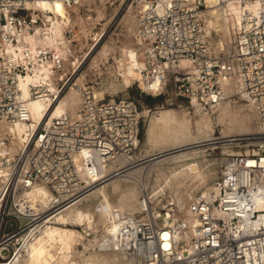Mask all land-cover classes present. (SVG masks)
Here are the masks:
<instances>
[{
    "label": "bare ground",
    "instance_id": "bare-ground-1",
    "mask_svg": "<svg viewBox=\"0 0 264 264\" xmlns=\"http://www.w3.org/2000/svg\"><path fill=\"white\" fill-rule=\"evenodd\" d=\"M108 2L109 0H83V4H87V13H83L79 6L68 8L60 1H38L27 6L29 10L38 13L37 16L34 15V19L38 17L41 23L35 27L33 34L19 37L21 42L18 45L6 46L2 54H12L11 58H21L26 63L28 61L23 59V55L27 52L29 63H32L31 72L18 76L16 82L19 99L28 112V121L0 122V162L5 158L8 162L16 163L40 125H52L53 120L59 118L69 119L70 123L85 118L82 116L80 120H76L78 114L73 108L87 90L84 89L87 76L85 72L79 75L70 92L61 96L58 94V81L63 80V71L54 70L53 62L43 64L38 61L37 55L39 49L44 52L53 50L55 56H61L65 64L68 63L75 69L79 60L74 55L72 44L83 38L87 42L91 38L92 24L105 22L102 29L110 24L114 16L108 18ZM117 7L114 9L115 13L119 9ZM240 12L241 6L237 4V0H205V9L201 12V28L207 42V52L218 59L226 99L207 108L198 100L191 99L189 105L194 110L193 113L177 104L169 109H158L154 113L143 111L142 116L148 118L146 140L142 146L137 142L135 150L129 156L123 155V151H119L122 154L113 152V158L112 155L103 156L102 151L105 149H84L73 153L71 158L81 187L95 185L84 197L68 206L62 203L72 195L73 189L68 194H55L49 185L50 179H45L42 174L25 187L21 182L22 175L29 166L24 165L14 183L10 212L30 221L35 222L39 216L42 220L29 232L20 248L14 247L16 252L7 264H143L142 255L138 259L135 251H128V248L131 243H135L133 238L136 239L138 232L143 236L147 235L145 230H152L157 248L164 254L179 256L190 251L191 240L201 233L198 229L200 218L196 210L199 197L207 196L209 192L220 196L223 187L222 176L217 179L211 162L202 154L217 145H221L222 152L226 155L251 154L249 151L235 153L233 147L246 142L258 148L264 142L262 139H247L252 134L256 135L257 131L264 133V111L260 109V104L258 110L242 92L236 73L233 41L242 25ZM135 14V10L129 6L118 27L127 31L131 21H134L135 34L138 36ZM74 27L77 31L73 34V40H69L65 37V32L74 31ZM111 42L112 39H109L103 44L90 62L89 69H96L99 59L118 53ZM140 43L129 46L125 52L120 50L119 56H114L124 83H129L134 77L141 81L143 65ZM5 66L9 68L7 64ZM159 78L160 76L151 83L152 88L159 83ZM140 86L145 87L142 81ZM32 87H39L43 95L32 98ZM117 89L118 86L112 82L110 91L113 93ZM106 90L103 88L93 91V102L103 99ZM49 94H58L55 104H51ZM83 100L84 98L82 105ZM243 100L246 104L240 103ZM111 103L114 104L113 101ZM216 126L222 128L220 138L214 136ZM39 145V142H35L32 153L37 151ZM112 148L113 145H109V149ZM254 151L257 155V150ZM262 158L259 163L252 159L244 162L248 166L259 167L261 173V168H264V157ZM223 162L224 158L220 163ZM135 164L139 165L138 168L141 167L139 173L132 168ZM13 171V164H0V205ZM154 172L157 175L152 180ZM230 172L231 169H227V175ZM244 175L242 184L253 187L256 181L251 178L250 170L246 169ZM215 176L214 183L209 184V179ZM240 183V180L226 178L224 181L226 186L232 187ZM258 186L259 193L264 194L262 185ZM165 189L169 190L167 202L174 205L172 211H168L172 212L170 216L167 212L164 213V206L160 207V201L154 200ZM198 190L200 192L196 193ZM252 211L259 212V226H264L263 197L259 196ZM211 213L223 219L227 216L219 209H213ZM43 214L46 217H41ZM178 221L185 224V229L176 228ZM125 229L128 231L125 232ZM22 239L21 236L16 242L20 243ZM2 247L3 244L0 243V248Z\"/></svg>",
    "mask_w": 264,
    "mask_h": 264
},
{
    "label": "built area",
    "instance_id": "built-area-1",
    "mask_svg": "<svg viewBox=\"0 0 264 264\" xmlns=\"http://www.w3.org/2000/svg\"><path fill=\"white\" fill-rule=\"evenodd\" d=\"M38 1H60L68 8L79 6L82 2L0 0V122L28 121V112L19 99L16 82L18 76L31 72L32 63H29L27 52L23 59L28 62L23 63L21 58H11L12 54L5 52L3 55L2 50L6 46L18 45L21 42L18 38L24 34L34 33L40 19H34V15L37 16L38 13L29 10L27 6ZM237 4L241 6L242 17V25L233 41L237 77L248 100L258 110L260 104V109L264 111V0H237ZM130 7L136 13L138 36L142 44L143 68L140 74L145 85L141 88L143 94L156 97L169 90L174 98L189 101L196 99L206 107L217 105L225 99L220 64L217 58L208 54L207 42L201 28V12L205 9V0H130ZM38 52V61L43 64L53 62L54 70L59 71L64 67L65 60L61 56H55V51L44 52L39 49ZM158 76L160 81L152 88L151 83ZM41 92L39 87L30 89V95L35 99L43 95ZM62 92L63 87H60L58 94L62 96ZM58 94H49L51 104L57 102ZM83 98L80 114L84 119L70 123L69 119L59 118L54 119L52 125H40L16 163L8 162L2 157L0 164L14 165L3 198L6 208L10 199V209L13 206L14 183L24 165L29 166L22 175L21 182L25 187L42 174L45 179H50L49 185L55 194H68L73 189L72 195L62 203L68 206L76 199L84 197L95 185L81 187L71 158L73 153L84 149H105L102 151L103 156H111L113 152L118 154L119 151L129 156L135 150L138 136L135 106L128 102H93L89 88L83 92ZM251 138L264 140V133ZM35 142L40 145L32 153ZM109 145H113V148L109 149ZM242 146L246 147L243 144ZM262 147L264 142L261 147L244 150L249 153L257 150V155L251 153L224 156L220 172L223 181L221 194L216 196L209 192L207 196L199 197L196 210L200 218L198 229L201 233L191 240L190 251L179 256L160 252L152 230H145L146 236L138 232L136 239L133 238L135 243H131L128 251H135L138 259L142 255L143 264H264V226H259V212L252 211L259 196L264 199L258 186L261 184L264 191V168H261L260 173L259 167L248 166L244 162L252 159L259 163L264 157ZM227 169H231L229 175ZM246 169L250 170L251 178H255L253 187L242 184ZM223 177L240 180L241 183L236 187L226 186ZM213 209L222 210L227 214L226 218L212 214ZM5 215L6 213L1 221H4ZM13 215L17 216L14 213ZM40 220L42 219L39 216L35 222ZM27 221L31 228L36 226L34 221ZM176 228L183 230L185 224L178 221ZM126 231L128 230L125 229Z\"/></svg>",
    "mask_w": 264,
    "mask_h": 264
},
{
    "label": "rangeland",
    "instance_id": "rangeland-1",
    "mask_svg": "<svg viewBox=\"0 0 264 264\" xmlns=\"http://www.w3.org/2000/svg\"><path fill=\"white\" fill-rule=\"evenodd\" d=\"M129 6H130V0H109L108 4L106 5V8H107L108 18L110 17L112 18L114 16L112 21L104 29H102V25L105 22L92 24L93 27L91 31V38H89L87 42L85 41L84 38L81 41L73 42L72 44L73 50H74L73 52H74V55L78 57L79 63L75 69L69 66L68 63L64 64L65 68L63 67L61 72L63 71V76L65 74L66 76L63 77V80L58 81V84H59L58 88L63 87L62 94H68L70 92L71 86L74 84V82L79 77V75L85 72V75L87 76L85 79L84 89L89 88L92 91V93L93 91H96L99 89H103V88L107 89L104 94V98H103L104 100L101 99L100 101L104 103H109V102L111 103L112 101L115 103L128 102L134 105L137 110V113L140 114L138 116L137 142L139 143L140 146H142L146 140V135H145L146 129L145 128L147 126L146 123L148 121V118L146 116H142L143 111L147 110L149 113H154L158 109H161V108L169 109V108L176 106V104L185 106L186 108L189 109L190 113H193L194 110L189 105V102H190L189 100H185L183 98H178V97L174 98L173 96H171L169 90H166L162 95L156 96V97L143 94L141 91L142 87L140 86L141 81L137 77H134L132 81H130L129 83H124L123 78L121 76V72L119 71L117 67V60L115 59V57L119 56L120 50H123L125 52L130 48L129 46L140 43L138 36L135 34V29L133 26L134 21H131L130 26L127 31L124 30L121 26L118 27L119 21L121 20V18L125 14V11L127 10ZM79 7H81V10L83 13H87L85 12L86 11L85 9H87V4L84 5L83 0L81 4L79 5ZM116 7L119 9L115 13L114 9H116ZM40 23L41 21H39V24ZM76 29L77 28L74 27V31L67 30L65 32V37L69 40H73V34L75 35V31H77ZM96 37L97 39H94ZM109 39H112V42L110 44L112 47H114V50H116V52L118 53L114 55L115 57L113 56V54H110V56L108 55L107 58H104L105 60L99 59L98 61L99 65L97 64L98 66L96 68L97 71L99 70L98 72L96 71V69H93V70L89 69L90 62L95 57V55L98 54L103 44H105ZM114 62L116 63L114 64ZM113 65H114V68H113ZM102 71L103 72L105 71V72L102 73ZM112 82L118 86L117 91L113 93L110 91ZM63 83H65V85L62 86ZM80 98H81L80 102L73 107L74 111L78 114L77 117L75 118L76 120H80L82 118V115L80 114V109L82 108V98H83L82 95ZM75 99L77 100V97ZM240 103L246 104L244 100L241 101ZM221 132H222V128L220 126H216L214 130L215 138H220L222 136ZM255 133H257L256 135L262 134L261 132H258V131ZM252 136H255V134H252L251 136L247 137V139L249 140L256 139V138H251ZM242 144L246 147H243ZM247 145H250V146H247ZM251 145L254 147L252 143H248V144L246 142L241 143L239 146L233 147V151L235 153H242V151L244 150H252L253 147ZM261 150L264 152V147ZM222 151L223 150H222L221 145L219 146L217 145L216 147L210 150H206L205 153L202 154V156L205 157V159L211 162L210 165L215 169L217 173V179H219L220 177V167L222 165V163H220L221 159H223L224 156L226 155ZM253 152H256V151H253ZM253 152H250V153H253ZM137 164L140 165V163H137ZM137 164H135L134 167L132 168H135L136 171H138L139 173L141 167L138 168L139 165L137 166ZM156 175H157L156 172L152 174L151 176L152 180L156 177ZM215 178L216 176L209 179L208 183L209 184L212 182L214 183ZM198 192H200V190L196 191V193ZM4 195H5V192H4ZM4 195H3V198H4ZM168 199H169V190L165 189L164 192H162V194L157 195L154 200L160 201L159 203L160 207L164 206L163 207L165 210L164 213L167 212V214L170 216L172 212H168V211H172L174 205L170 202H167ZM3 201H2L3 203L1 202V205H0L1 206L0 208V243L3 244L4 248L3 247L0 248V264H7L16 252V249H14V247L20 248V246L24 243V241L28 237L29 232L34 227L31 228L32 226L29 225V221L21 219L17 216H14L13 213L10 212L11 199L8 202L7 208L5 207V200ZM4 213H6V215L4 216V221H1V217L3 216ZM43 216L46 217V214H43ZM34 224L37 226L38 222H34ZM21 236L23 238L22 241L20 243L16 242V240Z\"/></svg>",
    "mask_w": 264,
    "mask_h": 264
}]
</instances>
